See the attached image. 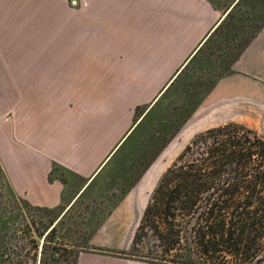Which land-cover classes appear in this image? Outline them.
<instances>
[{"label":"crops","instance_id":"obj_1","mask_svg":"<svg viewBox=\"0 0 264 264\" xmlns=\"http://www.w3.org/2000/svg\"><path fill=\"white\" fill-rule=\"evenodd\" d=\"M239 1L222 10L210 0H0V171L13 194L56 209L66 175L83 185L71 206L125 154L141 120ZM245 105L264 109V26L201 104L223 114ZM86 259L115 263L82 253L77 264Z\"/></svg>","mask_w":264,"mask_h":264},{"label":"rangeland","instance_id":"obj_2","mask_svg":"<svg viewBox=\"0 0 264 264\" xmlns=\"http://www.w3.org/2000/svg\"><path fill=\"white\" fill-rule=\"evenodd\" d=\"M210 1L223 10L231 0ZM240 3L241 0L231 10L236 18L247 15L252 24L264 18V0ZM254 14L257 15L253 18ZM247 31L252 32V28ZM226 34L224 29L207 44L201 45L204 52L201 58L187 63L182 78L169 86L141 120L125 154H119L118 160L71 206L69 199L83 187L80 181L61 175L67 183L63 204L52 210L35 209L13 194L0 171V254L4 251L1 264H42L44 257L49 255V252L42 255L43 245L48 250L53 246L60 248L56 264H68V253L71 255L73 251L79 255L85 253L115 259V263L102 260V264H123L117 263V259L146 264L140 258L147 254L149 245L142 242L131 251L134 232L160 178L179 163V156L191 140L210 128L226 124L243 127L253 133L251 136L264 137V109L258 115L253 105H245L237 112L236 108H229L225 114L219 113L221 106L214 109L201 106L207 85L200 90H193L190 86L205 73V57L212 53L213 61L219 55L221 57L226 45L221 40ZM142 113V110L137 111L136 117ZM226 116L230 120L223 121ZM167 141L168 144L162 146ZM172 144L176 148L169 155L167 152ZM261 163H264V156ZM44 227L48 229L44 230ZM52 228L56 230L53 236L50 235ZM20 248L23 251L17 257L14 251ZM84 262L89 264L87 259Z\"/></svg>","mask_w":264,"mask_h":264},{"label":"trees","instance_id":"obj_3","mask_svg":"<svg viewBox=\"0 0 264 264\" xmlns=\"http://www.w3.org/2000/svg\"><path fill=\"white\" fill-rule=\"evenodd\" d=\"M250 19L247 15L236 18L233 11L229 12L202 44L224 29L228 33L221 40L226 44L222 51L226 57L219 55L214 61L213 53L205 57V73L190 85L193 90L207 85L203 98L220 79L231 74L233 63L264 26V18L254 24ZM251 28L252 32L247 31ZM201 47L189 62L201 58ZM182 71L175 82L182 78ZM244 129L226 124L196 135L179 156V163L162 175L131 241V251L142 242L149 245L147 254L140 258L142 262L264 264V137L251 136L253 133ZM56 170L52 169L49 181ZM55 232L52 228L50 235ZM46 248L43 245L42 255H49L42 264H56L60 248ZM22 249L14 254L20 256ZM68 255V264H77L78 252Z\"/></svg>","mask_w":264,"mask_h":264}]
</instances>
